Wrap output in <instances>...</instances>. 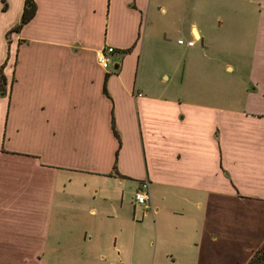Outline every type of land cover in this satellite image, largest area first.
I'll return each mask as SVG.
<instances>
[{"label":"crops","instance_id":"0c3cea01","mask_svg":"<svg viewBox=\"0 0 264 264\" xmlns=\"http://www.w3.org/2000/svg\"><path fill=\"white\" fill-rule=\"evenodd\" d=\"M24 1L0 46V264L148 262L153 234L173 241L172 259L193 249V262L228 264L238 246L245 264L264 241V3L236 5L238 15L229 0L174 3L194 44L170 51L142 35L152 0H34L32 19L9 32ZM12 6L0 0V21ZM231 23L251 33L240 107L224 85L186 89L184 77ZM162 54L184 61L179 82L166 86L170 74L148 62ZM145 180L148 207L133 200Z\"/></svg>","mask_w":264,"mask_h":264},{"label":"rangeland","instance_id":"374dc122","mask_svg":"<svg viewBox=\"0 0 264 264\" xmlns=\"http://www.w3.org/2000/svg\"><path fill=\"white\" fill-rule=\"evenodd\" d=\"M20 0H11L12 8L10 14L3 18L0 21V46L2 48V30L6 27V24L11 23V19L15 18V14L17 13L18 3ZM188 1H194L197 3H201L203 1L207 2H215L217 0H152V7L148 14L146 15V28L142 27V35L143 33L146 35V44L152 43L155 48L162 47V45H167L170 51L174 48V43L176 44L177 39L181 38L186 41L184 29L188 31L187 24H178L174 23L173 17L175 14L173 13V5L174 3H183ZM230 5L234 8L231 10L230 15H238L235 6L238 7L248 5V3L254 1H260L264 3V0H229ZM255 5V4H254ZM189 15V14H187ZM240 16V14H239ZM243 25L233 24L225 25L222 30V34H218L217 37H212L205 42V48L202 50L207 53V55L203 58H200L199 66H196L194 71H188V75L186 74L184 77L186 79V89H190L191 86L194 85L200 89H204L206 91H210L211 89L222 90L220 84L224 85V91L236 99V102L232 104V106L240 107L242 106V96H243V87L248 84L247 74L242 72L249 65V54L251 51V33H248V36H245L243 31L241 30ZM248 26V25H246ZM166 27H170L171 32L169 34V40H162L161 33L167 29ZM153 34V38L152 35ZM163 34V33H162ZM213 35V34H212ZM1 54V53H0ZM146 58V57H145ZM150 62L152 65H162L170 74V79L166 81V86L168 83L171 85L176 78V82H179L180 77H183V60L180 65L177 67L171 65L169 61L166 59L165 55H155L152 57ZM229 62L232 65L236 66V70L233 74H226L222 72L223 63ZM112 64H109L111 67ZM166 65V66H165ZM166 72V73H167ZM167 76L166 74L163 75ZM197 80L194 84V80ZM166 80V79H165ZM128 193V196L130 197ZM150 218L144 219V222L151 221ZM262 224V220L260 222ZM253 223H251L252 225ZM258 225V223H256ZM149 244L147 245L149 250V258L150 261H133L131 264H198L197 262H193L194 252L193 249H190V258L188 260H178L172 259V257L168 256V251H173L174 245L173 241L170 238L162 239L156 238L153 234L151 238L148 240ZM259 247V246H258ZM257 247V248H258ZM256 250V249H255ZM254 250V251H255ZM253 251V252H254ZM228 254V264H238L236 262V258L239 254L238 246L237 247H229L227 249ZM155 256L154 260L152 258ZM189 256V253L187 257ZM182 262V263H181ZM215 264H227V262L223 259H220L219 262Z\"/></svg>","mask_w":264,"mask_h":264},{"label":"trees","instance_id":"16d2710c","mask_svg":"<svg viewBox=\"0 0 264 264\" xmlns=\"http://www.w3.org/2000/svg\"><path fill=\"white\" fill-rule=\"evenodd\" d=\"M5 9H6V5L3 6L2 10H5ZM35 12H36V4L34 0H25L20 21L15 26H13L9 32H19L21 27L24 24H26L29 20L32 19ZM129 50L130 49H126L124 50V52L126 53ZM4 83H5V78L2 74V67H1L0 68V94L5 93ZM103 90L107 94L105 85H104ZM112 130H113L114 135L117 137L119 141V146H120V138H119L118 132L116 131L113 120H112ZM117 152L118 151H116V154H115L116 158H117ZM114 169H115V165H114ZM245 264H264V241L261 243V245L258 248H256V250L252 253L250 259Z\"/></svg>","mask_w":264,"mask_h":264},{"label":"built area","instance_id":"2783aa9c","mask_svg":"<svg viewBox=\"0 0 264 264\" xmlns=\"http://www.w3.org/2000/svg\"><path fill=\"white\" fill-rule=\"evenodd\" d=\"M178 44H184L187 46H193L194 40L185 41L181 38L177 40ZM114 53V48L112 46H105L100 53L97 54V61L100 64V66L103 69H106L109 64L112 63L111 55ZM138 96H141L140 93L137 94ZM133 200L136 204L148 207L151 200L150 190H149V184L145 180L143 181L139 187L135 190L133 194Z\"/></svg>","mask_w":264,"mask_h":264}]
</instances>
